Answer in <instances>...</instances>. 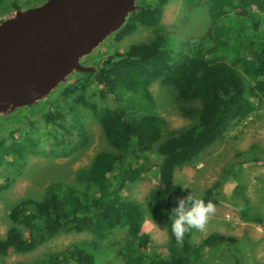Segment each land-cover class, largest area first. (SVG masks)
I'll return each mask as SVG.
<instances>
[{"label": "trees", "instance_id": "16d2710c", "mask_svg": "<svg viewBox=\"0 0 264 264\" xmlns=\"http://www.w3.org/2000/svg\"><path fill=\"white\" fill-rule=\"evenodd\" d=\"M16 1L0 0V5L10 2L18 10ZM166 1L134 4L122 24L105 37L111 35L116 42L138 25L156 26ZM225 1L229 7L216 12L211 27L199 37L201 44H189L192 50L189 47L186 52L174 51L167 43L170 35L156 33L147 41L130 43L123 51H105L97 66L80 76L69 77L72 80L59 90L57 99L71 97L74 103L90 107L103 136L118 151L102 150L94 154L82 179L83 191L50 181L40 199L19 200L11 209L10 217L20 229L10 226L0 235V259L10 252L31 251L59 233L88 232L100 238L124 223L132 233L125 247V264H201L203 251L217 245L230 252L232 264H245L237 237L213 231L192 244L186 233L183 241L177 242L169 218L178 198L187 196L171 193L174 170L189 163L248 115L246 98L253 89L257 87L264 92V15L250 10L253 6L264 12V0ZM244 76L252 79L255 88H247ZM87 78L97 87L98 98L108 100L109 105L98 108L85 98ZM157 79L171 86L182 101H199L197 107L186 111L192 123L166 136L162 133L164 120L152 111L154 101L149 85ZM27 106L13 107L1 114L0 119L6 121L8 116ZM43 116L47 135H52L49 130L52 127L59 128L61 134L68 133L58 121L62 117L60 110L48 108ZM5 121L0 120V126ZM26 139L34 143L29 137ZM19 147L16 142L4 145L0 139L2 153H15ZM150 152L155 155L156 183L141 205L123 196L121 190L142 175ZM1 159L0 153V163ZM243 159L240 161L246 160ZM250 159L264 160V157ZM231 168L232 164L228 163L220 180L198 194L205 202L211 200L216 205L222 199L220 186ZM6 186L0 183V191ZM247 216L264 225L261 217ZM145 217L156 219L166 228L169 240L165 251L150 249L148 236L140 234ZM98 256L97 249L80 240L60 251L15 264H102Z\"/></svg>", "mask_w": 264, "mask_h": 264}, {"label": "rangeland", "instance_id": "374dc122", "mask_svg": "<svg viewBox=\"0 0 264 264\" xmlns=\"http://www.w3.org/2000/svg\"><path fill=\"white\" fill-rule=\"evenodd\" d=\"M45 0H17L15 3L25 10L43 3ZM153 0H131V4L148 3ZM236 3L238 0H230ZM250 6V5H249ZM229 7L225 0H167L163 5L159 22L154 27L137 26L119 41L104 37L90 46L79 58L84 70H71L53 89L40 95L27 107L15 111L0 126V139L4 145L19 143V151L1 153L0 183L7 186L0 191V235L7 228L19 225L10 217L13 206L21 199H40L48 182L84 190L85 170L98 151H118L103 136L96 114L90 107L74 103L71 97L58 98L59 90L68 83L70 76H80L89 68L97 66L105 51H123L130 43L147 41L156 33L170 35L167 41L174 51L186 52L191 45L199 46V37L211 27L213 16L221 9ZM248 7V6H247ZM258 9V8H257ZM255 7L250 10L264 15ZM16 10L10 2L0 5V21L10 18ZM111 34V33H110ZM188 43V45H187ZM205 42H202V45ZM245 78V79H244ZM245 84L255 88L251 78L244 76ZM85 85V98L96 107L110 104L97 96V87L90 78ZM154 101L152 111L164 120L163 136L174 134L192 123L187 114L191 107L199 105L198 100L182 101L174 89L164 85L159 79L149 85ZM248 115L233 125L222 137L200 151L189 163L177 167L172 177V194H200L203 189L220 180L223 168L232 164L231 171L220 186L222 199L215 205L216 212L210 218L204 231L191 230L188 241L198 243L207 234L216 231L237 237L245 264H264V225L253 221L247 214L264 219V160L250 159L264 157V92L252 90L246 98ZM59 107H55V106ZM60 110L58 120L68 133L61 134L59 128H49L55 139L46 134L43 113L46 109ZM9 109L1 111L5 114ZM24 114V116H20ZM34 143H29L28 139ZM245 161H240L241 159ZM11 159V162L8 161ZM155 155L147 154L145 171L132 183H128L121 194L143 204L146 195L155 186ZM81 179V180H80ZM20 229V228H19ZM24 233L25 230L21 229ZM140 234L148 236V247L165 251L168 242L166 228L156 219L145 217L140 224ZM132 233L124 223H120L103 237L88 232L56 234L35 249L24 252H10L0 259V264L29 262L47 252H56L76 241H87L99 252L102 264H125V247ZM233 259L226 247L217 245L203 251L201 264H232ZM73 264V263H71Z\"/></svg>", "mask_w": 264, "mask_h": 264}, {"label": "water", "instance_id": "95a60500", "mask_svg": "<svg viewBox=\"0 0 264 264\" xmlns=\"http://www.w3.org/2000/svg\"><path fill=\"white\" fill-rule=\"evenodd\" d=\"M132 7L131 0H45L0 21V112L27 105L69 71L86 69L80 56Z\"/></svg>", "mask_w": 264, "mask_h": 264}, {"label": "clouds", "instance_id": "9594fccd", "mask_svg": "<svg viewBox=\"0 0 264 264\" xmlns=\"http://www.w3.org/2000/svg\"><path fill=\"white\" fill-rule=\"evenodd\" d=\"M157 185L162 186L161 183ZM216 206L190 192L186 197L178 198L176 206L171 210L170 219L172 235L177 242H182L186 233L195 229L204 231L210 218L215 214Z\"/></svg>", "mask_w": 264, "mask_h": 264}, {"label": "bare ground", "instance_id": "6f19581e", "mask_svg": "<svg viewBox=\"0 0 264 264\" xmlns=\"http://www.w3.org/2000/svg\"><path fill=\"white\" fill-rule=\"evenodd\" d=\"M97 40H98L97 38L96 39H91L89 42L90 43H95Z\"/></svg>", "mask_w": 264, "mask_h": 264}]
</instances>
